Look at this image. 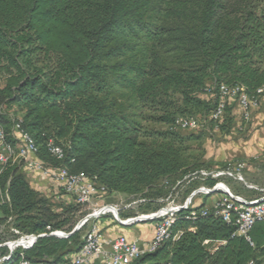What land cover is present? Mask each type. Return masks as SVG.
<instances>
[{
  "label": "trees",
  "instance_id": "16d2710c",
  "mask_svg": "<svg viewBox=\"0 0 264 264\" xmlns=\"http://www.w3.org/2000/svg\"><path fill=\"white\" fill-rule=\"evenodd\" d=\"M0 78L9 145L19 119L45 165L95 179L102 197L146 198L140 211L154 212L168 196L159 182L174 187L208 169L192 154L200 138L179 135L177 120L199 117L228 130L237 105L213 121L219 97L207 89L239 86L254 97L264 87V0H0ZM50 139L64 148L62 162L48 153ZM23 165L0 173V244L16 238L11 229L43 234L24 258L65 263L83 245L86 228L72 232L86 208L56 209L31 188ZM199 185L184 181L182 201ZM203 208L211 212L204 203L195 210ZM189 212H179L169 239L135 264H261L263 227L249 243L211 213L189 220ZM59 231L68 236L51 235Z\"/></svg>",
  "mask_w": 264,
  "mask_h": 264
},
{
  "label": "built area",
  "instance_id": "2783aa9c",
  "mask_svg": "<svg viewBox=\"0 0 264 264\" xmlns=\"http://www.w3.org/2000/svg\"><path fill=\"white\" fill-rule=\"evenodd\" d=\"M1 84V78H0ZM207 94H216L219 101L211 113V119L218 122L224 114L229 102H236L243 113L245 120L249 119L250 111L258 107L261 98H264V87L256 92V96L249 97L242 87H228L220 85L209 87ZM182 130H196L200 127V121L195 118H180L176 122ZM12 136L17 143L11 146L6 142V133L0 126V173L8 164L23 162L29 171H40L44 176L53 179L60 187L63 194L71 196L77 204L86 208L87 214L78 222L75 228H86L83 245L76 253L73 260L59 264H93L100 260L103 264H135L144 256L155 252L170 237V229L176 220V216L183 210H190L187 219L195 220L200 215L206 217L210 213L219 218L222 222L233 225L236 228L235 234L244 237L251 243L250 234L257 223H264V189L248 186L245 183L243 172L245 164L235 162L223 168L200 169L178 182L172 191L178 189L186 181L199 182L187 198L180 203H175L171 196L157 200L162 207L154 212H142L140 206L149 202L141 196L130 197L126 202L117 204H103L100 207L93 206L96 196L105 193L104 187H98L95 179L88 178L84 173H72L67 168L53 169L31 156H37L38 147L33 138L21 128V120L14 121ZM47 151L52 158L58 162L65 159L64 148L55 143L52 139L47 142ZM213 180L212 187L206 186V180ZM226 180L242 183L247 189L254 190L258 195L251 198H244L241 195L233 194ZM219 193L220 199L211 207L196 211V200L209 198ZM93 206V207H92ZM92 207V208H91ZM128 212V215L121 217V214ZM105 216H111L115 222L124 227H132L142 223H155V233L151 244L142 247L137 242H130L125 237L114 239L106 238L100 230L97 221ZM10 222V221H9ZM16 236L0 244L6 248L7 254H0V264H7L13 254L20 251V262L18 264H57V263H31L24 258L23 252L31 249L37 240L44 235L22 234L16 229H11ZM58 238H66L68 234L59 231L52 233ZM264 248V247H263ZM171 264V263H169ZM250 264H254L251 262Z\"/></svg>",
  "mask_w": 264,
  "mask_h": 264
},
{
  "label": "rangeland",
  "instance_id": "374dc122",
  "mask_svg": "<svg viewBox=\"0 0 264 264\" xmlns=\"http://www.w3.org/2000/svg\"><path fill=\"white\" fill-rule=\"evenodd\" d=\"M235 104L237 105L236 102H229L227 105L231 107ZM234 108V124L228 130L222 131L219 127L213 128L210 123H205L198 117L197 119L200 120V127L198 129L184 131L177 129L176 132L183 137L200 138V141H192L190 146L192 147V154L201 157V162L205 167L211 169L223 168L235 162H243L246 166L243 172L245 183L248 186L264 189V101L262 100L258 107L250 111L248 120L244 119L243 113L238 108V105ZM222 122L223 117L218 123ZM226 183L229 185L233 194L241 195L244 198H251L258 195L256 191L247 189L242 183L232 180H226ZM158 185L166 188L168 196H171V199H174L175 203H180L184 198L185 186L172 191L173 187L167 182H159ZM220 196L217 193L209 198L198 199L196 203L199 200L202 201V204L207 201L206 204L209 206L211 203L218 201ZM97 198H103L104 204H117L130 199V197L119 195L111 197L97 196ZM47 200L56 209L66 206L65 203H61L54 198ZM125 214L128 215V212ZM108 218H111V216H108ZM151 224L155 225V223ZM258 227L264 228V223H257L253 230Z\"/></svg>",
  "mask_w": 264,
  "mask_h": 264
},
{
  "label": "crops",
  "instance_id": "0c3cea01",
  "mask_svg": "<svg viewBox=\"0 0 264 264\" xmlns=\"http://www.w3.org/2000/svg\"><path fill=\"white\" fill-rule=\"evenodd\" d=\"M262 100L264 101V98L260 99L259 104ZM18 117H21V115L18 114ZM14 144L17 145L16 142H14ZM31 158L39 160L37 156H31ZM22 171L24 172L26 180L31 188L37 191L45 199L54 198L55 200H59L61 203H65L66 206L70 204H76L75 200L71 196L62 193L59 185L50 177L44 176L40 171H29L25 165L22 166ZM201 200L196 203L197 206L202 204ZM206 202L207 201L203 202L206 207H212L214 204L213 202L211 205L207 206ZM103 204V198H97V196L94 197V207H100ZM97 224L104 236L109 239L125 237L130 242H137L142 247H148L154 238L155 225L151 223L132 227H124L115 222L112 217L108 218V216H105L100 218L97 221ZM75 256L76 253L66 254L63 256V259L67 262L73 260ZM261 260V264H264V256ZM93 264H103V262L98 260Z\"/></svg>",
  "mask_w": 264,
  "mask_h": 264
},
{
  "label": "water",
  "instance_id": "95a60500",
  "mask_svg": "<svg viewBox=\"0 0 264 264\" xmlns=\"http://www.w3.org/2000/svg\"><path fill=\"white\" fill-rule=\"evenodd\" d=\"M78 230H79V228L77 227V228L74 229V231L72 233H74V232H76ZM52 236H54V235H52Z\"/></svg>",
  "mask_w": 264,
  "mask_h": 264
}]
</instances>
